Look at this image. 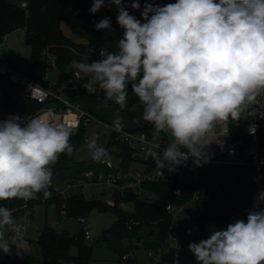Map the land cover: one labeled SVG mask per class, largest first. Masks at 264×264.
<instances>
[{"label": "clouds", "instance_id": "9594fccd", "mask_svg": "<svg viewBox=\"0 0 264 264\" xmlns=\"http://www.w3.org/2000/svg\"><path fill=\"white\" fill-rule=\"evenodd\" d=\"M113 5L123 29L118 50L101 53L103 58L91 63L84 62L87 56L75 61L76 75L87 81L82 86L91 93L98 87L120 109L126 107L131 90L142 106V119L156 133L172 137L162 158L156 159L157 167L167 162L169 171H175L188 155L203 166L210 160L217 127L222 130L219 136H227L229 123L239 121L264 93V0H175L162 5L145 0L143 7L141 0H92L88 12ZM129 8L139 11L140 18ZM94 27L110 29V18H101ZM114 126L118 132L123 129L119 116ZM74 127L39 115L24 124L16 115L0 120V202L30 201L39 198L38 193L50 197L52 166L60 155L72 154ZM88 147L96 162L109 157L95 139ZM261 202L264 191L258 195V210L249 211L246 219L190 242L197 264H264ZM0 217V224L12 223L7 207H0ZM29 247L27 241L18 243V248ZM0 251L12 252L3 233Z\"/></svg>", "mask_w": 264, "mask_h": 264}, {"label": "trees", "instance_id": "16d2710c", "mask_svg": "<svg viewBox=\"0 0 264 264\" xmlns=\"http://www.w3.org/2000/svg\"><path fill=\"white\" fill-rule=\"evenodd\" d=\"M25 3L26 5L23 6L22 3L11 0H0V42L10 32L25 29V40L32 52L30 71L33 72L39 67L42 58L53 56L60 72L57 84L62 85L70 75L75 61L83 60L87 56L88 59L84 62L91 63L102 59L101 53L106 54L118 50L117 44L123 36V29L116 23L114 5L106 6L98 13L91 14L88 9L92 5V0H27ZM160 4L162 5V1ZM129 11L136 17L138 16L139 11H134L131 8ZM103 17L110 18L111 28L96 30L95 23ZM63 24L67 25L81 40L75 41L67 36L64 33ZM90 48L93 51L89 52ZM4 58L9 64L20 69L19 63L5 56ZM5 79L10 86L8 88L0 87V113H16L20 117V122L24 124L27 102H33L31 114L39 109L41 104L19 93L17 87L7 78ZM66 95L97 116L98 113L91 108L89 109L83 102H101L120 109L114 101H107L99 88L96 89L95 93H91L86 91L83 86H79L68 89ZM134 105L140 106L137 97L129 90L127 105L120 110L128 111ZM230 124L233 129L241 125L239 128L242 127L243 132L244 127L240 121H231ZM147 129V127H139L133 130L148 132ZM87 132L88 127L82 126L71 134L69 142L73 146L72 154L60 155L57 163L52 166V184L48 189L51 193L50 197L45 199L43 193H38L39 198L29 201V208L31 210L35 202L53 203L60 213L64 211L67 216L76 218L78 221L80 218L85 219L93 210L112 212L116 214V219L110 227L103 230L93 243L87 242L83 224L80 231L75 234L68 231L59 232L55 228L47 226L42 232H39L37 238L28 239L31 250H24L25 254L22 255V253L17 254L12 238L15 225L21 222L19 220L24 210L25 201L21 199L2 201L0 207H7L12 214V223L5 225L8 227L7 230H4L0 224L3 240L12 248V264H40L38 263L39 259L42 264H90L95 244L102 245L117 253L122 264H138L135 257L130 254L139 247L140 232L146 227L158 229L160 239L165 243L168 242L170 234L174 235L181 244L179 250L184 251L189 249L190 242H199V240L205 239L207 223L241 219L231 211L211 208L210 203H212L213 196L205 182L199 178L195 179L186 171L183 172V179L185 180L183 184L178 179L174 182L147 181L142 185L141 194L133 188L112 191L114 204L101 199L87 198L83 193L63 195L57 188V184L72 182L88 169L103 167L92 158H76L77 151L87 141ZM108 136L105 149L108 151L109 146L116 143L120 149L117 155L124 158L122 170H128L131 164L130 150L120 143L117 133ZM95 140L97 146L100 147L99 138H95ZM178 187L181 188L180 192L176 191ZM196 191L199 192L196 205L202 213L196 218L194 229L187 232V226L174 220L173 214L167 210V205L186 204L191 201ZM128 202L134 204V211L130 212L123 208L122 205ZM74 245L77 247V254L70 253V248Z\"/></svg>", "mask_w": 264, "mask_h": 264}, {"label": "built area", "instance_id": "2783aa9c", "mask_svg": "<svg viewBox=\"0 0 264 264\" xmlns=\"http://www.w3.org/2000/svg\"><path fill=\"white\" fill-rule=\"evenodd\" d=\"M162 0H147L152 4H160ZM145 0H141V6ZM23 6L26 3H22ZM140 18V15L137 16ZM103 52V51H102ZM41 65L46 68H57L56 59L53 56H47ZM76 69L72 68L70 75L64 84L58 85L57 80L51 81L41 79L38 75L37 69L32 71H24L9 64L4 54L0 51V76L7 78L12 82L20 93L25 97L41 104V107L34 113L30 114L24 121L26 123L33 116H42L56 122H62L75 127L71 129L72 134L80 127H89L92 123L103 125L107 130L108 135L117 133L120 143L130 150L131 162H139L143 165L141 169L129 172L123 171V157L119 156L121 161L120 166L116 167L109 159H104L103 162H99L103 167L100 169H88L83 174L72 182H68V189L77 187H92L102 186L112 189L113 191H123L127 188H133L140 194L142 192V185L147 181H169L174 182L180 180L181 184L184 183V177L180 176L175 171H169L166 166L159 168L156 166V159L162 158L164 149L172 142L168 138H157L144 130H133L123 128L121 131H116L113 123L105 121L95 115L93 112L81 106L78 102H75L68 98L66 91L68 89L77 88L82 86L87 81L82 75H76ZM98 88V87H97ZM243 125V132L239 128H232L229 123V133L232 137V141H228L226 136H219V139L223 141L221 146L217 141V152L215 156H210L209 164L215 165H238L244 168L248 176L252 179L253 183V195L251 196L249 211L258 210L256 203L258 201L259 192L264 191V93L257 96L256 100L249 104L245 111L242 113L239 120ZM255 127V133H252ZM235 130V131H234ZM104 132L97 130L94 132L95 138H101ZM90 137H86L89 140ZM105 149V146L101 147ZM120 149L116 143L109 146L107 151L109 154L117 155ZM181 152L187 154V149L181 148ZM111 152V153H110ZM206 163V164H208ZM176 169H180L183 172H188L195 179H198V167L194 163V158L190 155L187 159H184L181 164L174 166ZM117 169V170H116ZM181 188L176 189L180 192ZM64 195V192H61ZM199 198V192L196 191L191 201H196ZM110 204H114V201H108ZM190 202V201H189ZM183 205H167V210L173 214L174 220L180 222L178 219L179 212L182 213L183 219L190 222L187 226V232H191L196 226V218L202 213L197 207L192 214L186 208L189 204ZM260 207H264V202L260 203ZM24 212L22 213L23 219L13 230V244L15 246L17 254L21 253V248H18L20 241H27L29 239V229L31 225L30 220V208L29 201H25L23 204ZM65 213L64 211H62ZM80 222L83 224L85 234L87 238H91V231L84 218H80ZM37 233L34 238H37ZM169 240L174 241L178 249L181 244L177 238L170 234Z\"/></svg>", "mask_w": 264, "mask_h": 264}, {"label": "rangeland", "instance_id": "374dc122", "mask_svg": "<svg viewBox=\"0 0 264 264\" xmlns=\"http://www.w3.org/2000/svg\"><path fill=\"white\" fill-rule=\"evenodd\" d=\"M174 2L175 0H173V3ZM138 14L140 15V12H138ZM63 30H64V33L67 36H70L71 38H73V40L75 41L81 40V38L78 35L74 34L72 30L65 24H63ZM25 37H26L25 29H18V30L10 32L5 37V39L2 42H0V51L8 55L11 59H13V61L19 63L22 70L30 71L31 66H32V52H31L30 46L26 43ZM44 60L45 58H42L41 62H44ZM37 72L41 79H46L47 77L48 79L53 81V80H59L60 78V72L57 68H54V67L46 68L45 66L41 65V63L39 67L37 68ZM7 83L9 84L8 81ZM17 91L20 93L19 89H17ZM27 105L28 106L26 109V114H25L23 123L28 118V116H30L31 114V111H32L31 108L33 106V102L32 103L27 102ZM105 105H106L105 103H101V102L92 103L90 108L96 113H98V117L110 123H114L117 116L124 114L123 111L119 109H115L109 105H106V106ZM13 115L18 116V114L16 113H0V120L7 119ZM97 130H101L102 132H104L102 137L99 139L100 147H103L107 144L109 136H107V134L105 133H108V130L101 124L92 123V125L88 127V132H87V136L90 137V139L87 140L84 143V146L80 150L77 151L76 153L77 159L92 158L91 157L92 151L94 150L89 149L88 144L90 141L95 139L94 132ZM216 132L217 131H215L214 133L215 137H214L213 143L210 146V149L211 147L215 148V145H216L215 143L217 139ZM226 139L228 141H232L231 135L230 134L227 135ZM105 159L111 160L116 167L120 166L121 161H122L118 155H113V154H109V157ZM142 167L143 165L140 164L139 162H131L128 168V171L132 172L136 170L137 168L141 169ZM176 171L181 172L180 169H177ZM242 172L243 171L241 170L239 174L240 175V178H239L240 188L239 189H241L242 191L241 197L243 198V193H244L243 190L245 187V191L248 192L247 194L250 198L253 195V190H254L252 179L248 176L246 171L244 175H242ZM226 173L229 174L230 176L229 170H227ZM205 174L207 178L209 177L211 182L214 183L216 187V184H215L216 182L212 178V176L209 174L208 170L207 171L205 170ZM216 177L218 181L219 175H217ZM237 182H238V179H237ZM57 188L59 189L60 192H64L65 196L72 194V193H83L85 197L90 198V199L94 198V199H101L104 201L113 200L112 190L107 187L92 186V187H77L73 189H68L67 183L60 182L59 184H57ZM216 189L219 193L220 192L219 188L217 187ZM212 196H213V200H212V203H213L214 195L212 194ZM212 203H210L211 208H213ZM122 206L127 211H130V212L134 211V204L131 202L124 203ZM196 208H197L196 203L194 201H190L185 209H187L189 212L193 214ZM213 209H216V208H213ZM30 211L31 213L29 216L30 217L29 224L31 225L32 228L34 227L37 228V231L39 232H42L44 228L48 226V227L55 228L59 232L68 231L72 234H75L80 231V228L82 226V223L78 221L76 218L69 217L67 216V214L63 212L60 213L57 206L53 203L35 202L32 205V208ZM116 217H117L116 214L112 212H100L98 210H93L84 219L85 222L89 226V229L91 231V236H92L90 239L86 237L87 242L93 243L102 234L105 228H108L111 226V224L116 219ZM22 219H23V215L20 216L19 221H21ZM178 219L182 223H185V224L188 223L187 220L182 218L181 212H179ZM229 223H231V221L213 222L210 224L211 225L210 229H213L212 226H214V228L216 227L217 229H220V227H222L223 229V228H226ZM2 226L4 230L8 229V227H6L5 225L2 224ZM31 232L32 230H29V233ZM30 250H31V246L29 247L28 251ZM77 251L78 250L75 245L70 248V253L72 254H77ZM134 253L135 252H132L130 255L135 257L136 262L138 264H148L147 257L145 256L144 250L141 251L139 254H136V253L134 254ZM38 263L42 264L40 259L38 260ZM90 264H122V263L117 253L107 249L106 247L102 245L95 244L93 248L92 259L90 261Z\"/></svg>", "mask_w": 264, "mask_h": 264}, {"label": "crops", "instance_id": "0c3cea01", "mask_svg": "<svg viewBox=\"0 0 264 264\" xmlns=\"http://www.w3.org/2000/svg\"><path fill=\"white\" fill-rule=\"evenodd\" d=\"M11 1L16 2V3H23V2H26L27 0H11ZM170 2L173 3V0H162V4L170 3ZM3 54L5 57L13 61V59H11L8 55H6L5 53ZM9 86L10 84L7 83V80L5 78L0 77V87L8 88ZM83 104L88 106V108L90 109L92 102H83ZM121 111H123L124 113L119 116L121 118V122L123 123V126H124L123 128L134 129V128H139V127H147L148 132L152 134L153 136L157 138L166 137L172 141V137L170 133H167V132L156 133L154 127L149 125L147 122H145L142 119V106H135V107L130 108L128 111H124V110H121ZM240 126L241 125L234 127V128L236 129V128H239ZM220 129H221L220 127H217L216 129L217 137H218V132L220 131ZM214 137L215 136L213 134L212 136L213 140H214ZM215 144H216L215 148L211 147V149H209L210 156L216 155L217 146H218L217 139H216ZM205 170L206 171L208 170L209 174L215 180L216 187L214 183L211 182L209 177L207 178L205 174ZM227 170L230 171V176L229 174L226 173ZM241 170L243 171L242 175H244L245 170L241 166L215 165V164L208 163V164H203V166L198 167V178L205 182L208 190L211 192V194L214 195V201L212 203L213 208H216L218 210L231 211L237 214L241 219H246L247 213L249 212L251 197L249 198V196H247L248 192L245 191V187L243 190L244 191L243 198L241 197L242 191L241 189H239L240 188L239 186L240 185V182H239L240 175L239 174ZM176 173L180 176H183L182 170L181 172L176 171ZM217 175H219L218 181L216 179ZM237 179H238V182H237ZM217 187L220 190L219 193L216 189ZM187 222H188L187 224L185 223L184 224L186 226H189L190 222L189 221ZM213 222H217V221H213ZM213 222H209L206 224L207 234L205 235V238H207L208 234L211 231L222 229V227H220V229H217L216 227L214 228V226H212L213 229H210L211 227L210 224ZM221 222H227V221H221ZM233 222L234 221H231V223ZM29 230H32V232L29 233V239L33 238L37 233H39V231H37V228L35 227L34 228L31 227ZM138 245L139 247L134 252L136 254H139L141 251L144 250L145 256L147 257L148 264H197L195 257L191 254L189 249L180 251L178 247L175 245L174 241L168 240V242L166 243L163 242L160 239L158 229H155V228H151V227L144 228L140 232V241ZM12 256H13L12 252L11 254H4L2 251H0V264H12Z\"/></svg>", "mask_w": 264, "mask_h": 264}, {"label": "water", "instance_id": "95a60500", "mask_svg": "<svg viewBox=\"0 0 264 264\" xmlns=\"http://www.w3.org/2000/svg\"><path fill=\"white\" fill-rule=\"evenodd\" d=\"M21 253H22V255H24V254H25V252H24V249H21Z\"/></svg>", "mask_w": 264, "mask_h": 264}]
</instances>
